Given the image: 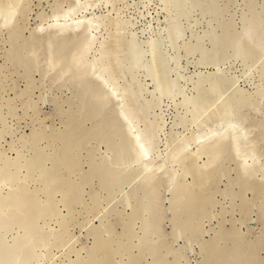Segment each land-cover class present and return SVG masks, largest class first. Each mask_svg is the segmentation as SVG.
<instances>
[{
  "label": "rangeland",
  "instance_id": "rangeland-1",
  "mask_svg": "<svg viewBox=\"0 0 264 264\" xmlns=\"http://www.w3.org/2000/svg\"><path fill=\"white\" fill-rule=\"evenodd\" d=\"M237 260L264 264V0H0V264Z\"/></svg>",
  "mask_w": 264,
  "mask_h": 264
},
{
  "label": "bare ground",
  "instance_id": "bare-ground-1",
  "mask_svg": "<svg viewBox=\"0 0 264 264\" xmlns=\"http://www.w3.org/2000/svg\"><path fill=\"white\" fill-rule=\"evenodd\" d=\"M51 57H52V55H51ZM51 59H53V58H51ZM214 90H215V89H214ZM211 92H212V90H211ZM213 92H214V91H213ZM217 92H218V90H217ZM219 93H220V92H219ZM193 97H195V96H193ZM187 98H188V97H187ZM190 98H191V97H190ZM197 100H198V99H197ZM188 101H189V99H187V102H188ZM190 101H191V99H190ZM194 101H195V99H194ZM233 127H234V126H233ZM228 128H229V127H228ZM235 130H236V128H235ZM217 142H218V141H217ZM212 143H214V142L212 141ZM215 143H216V142H215ZM219 144H220V143H219ZM219 144H218V145H219ZM211 146L214 147L215 144H213V145H211ZM210 150H211V149H210ZM195 196L197 197V195H195ZM200 196H202V195H200ZM199 198H200V197H199V195H198V198H196V199L199 200ZM193 199H194V198H193ZM196 199H195V201H196ZM199 201H200V200H199ZM204 201H205V200H204ZM197 202H198V201H197ZM197 202H196V203H197ZM190 203H191V202H190ZM189 212H190V211H189ZM184 224H185V223H184ZM227 233H228V232H227ZM254 246H256V245H254ZM213 248H214V247H213ZM251 250H252V249H251ZM253 250H254V249H253ZM213 252H216V253H217L216 250L213 251ZM248 252H249V251H248ZM250 253L253 254L254 251H253V253H252V252H250ZM250 253H249V254H250ZM251 254H250V255H251ZM210 255H211V252H210ZM218 255H219V253H218ZM238 255H239V254H238ZM236 256H237V255H236ZM211 257H212V256H211ZM213 257H214V255H213ZM215 258H216V257H215ZM249 258H250V256H249ZM216 259H217V258H216ZM213 260H214V259H213ZM225 260H226V259H225ZM236 262L238 263L239 260H237ZM262 262H263V261H262ZM238 264H240V263H238Z\"/></svg>",
  "mask_w": 264,
  "mask_h": 264
}]
</instances>
